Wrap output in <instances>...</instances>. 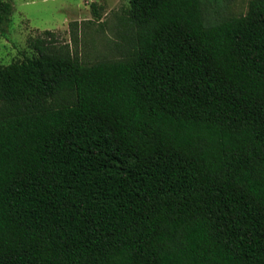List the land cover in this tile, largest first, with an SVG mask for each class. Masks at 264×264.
Returning <instances> with one entry per match:
<instances>
[{
  "label": "trees",
  "instance_id": "obj_1",
  "mask_svg": "<svg viewBox=\"0 0 264 264\" xmlns=\"http://www.w3.org/2000/svg\"><path fill=\"white\" fill-rule=\"evenodd\" d=\"M232 2L131 0L120 57L46 31L0 66V264H264V0Z\"/></svg>",
  "mask_w": 264,
  "mask_h": 264
},
{
  "label": "rangeland",
  "instance_id": "obj_2",
  "mask_svg": "<svg viewBox=\"0 0 264 264\" xmlns=\"http://www.w3.org/2000/svg\"><path fill=\"white\" fill-rule=\"evenodd\" d=\"M11 21L0 33V66L36 55L30 40L46 31L56 34L58 47L69 45L85 64L120 57L130 46L131 0H8ZM249 0H234L231 10L246 14ZM95 5V7H93Z\"/></svg>",
  "mask_w": 264,
  "mask_h": 264
}]
</instances>
